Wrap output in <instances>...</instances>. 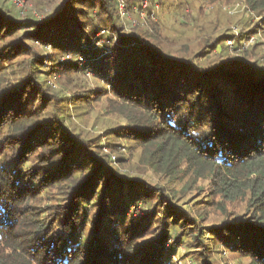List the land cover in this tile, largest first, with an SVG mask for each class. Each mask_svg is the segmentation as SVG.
Segmentation results:
<instances>
[{
    "label": "trees",
    "instance_id": "obj_1",
    "mask_svg": "<svg viewBox=\"0 0 264 264\" xmlns=\"http://www.w3.org/2000/svg\"><path fill=\"white\" fill-rule=\"evenodd\" d=\"M171 1L165 25L163 0H63L41 22L0 0V264H264V49L239 44L264 36V0L222 3L258 19L233 56L220 2L190 26L202 0Z\"/></svg>",
    "mask_w": 264,
    "mask_h": 264
},
{
    "label": "rangeland",
    "instance_id": "obj_2",
    "mask_svg": "<svg viewBox=\"0 0 264 264\" xmlns=\"http://www.w3.org/2000/svg\"><path fill=\"white\" fill-rule=\"evenodd\" d=\"M57 1V2H56ZM63 0H55V4L51 7H48L46 10V12L44 13H38L33 2H28L25 0L24 1V4H23V8L21 11H23L24 14H30L32 15L37 21L41 22V21H46L47 19H50V15L53 14V10L58 7L59 3H61ZM201 1V0H200ZM217 2H220L218 7H221L222 6V3L224 2V0H217L215 3H214V6L217 5ZM163 9L160 8H157V6H155L156 9H154V11H157V15L160 13V16L159 17H163V19L165 20L164 23L165 25H170V23L172 22L171 21V18H172V13L173 11H175V4L174 2H172L171 0H163ZM156 5V4H155ZM195 7L198 8L200 4H198V2H195ZM148 6V0H143V3L140 7V14L141 16L144 15L143 11L147 8ZM212 7L210 9V7L206 4V2L203 3V0L201 2V6L200 8L202 9V11L204 12V15H206L207 19L203 20H195L193 21V19H191L192 21H188V20H185L186 22H188V24H190V26H201L203 24L206 25V23L208 22H214L216 20V9L217 7ZM137 6H135V9H136ZM194 7V8H195ZM39 8H42L41 6H39ZM15 9V8H14ZM134 9V10H135ZM215 9V10H214ZM17 10V9H15ZM45 10V9H44ZM42 10V11H44ZM161 10H163L161 12ZM124 11V10H123ZM137 11V9H136ZM222 12L223 13H227V17H229V19L223 14V13H218V30L219 28L222 27V29H228L230 32H229V35L231 36H234V38L232 39H228L226 40L225 42V47L229 53V55H236L235 53V47H236V42H235V39L238 38V37H241V34H242V28L241 26L238 24L242 18L244 19H250L251 22L255 23L258 19H256L255 17H251V15H248V13H246L243 9V7L240 5V4H235L233 7H229V6H222ZM185 13L187 14H190L192 15L193 17H195V13H194V9L192 10L191 8L189 7H186L185 8ZM48 14V15H47ZM121 14V12H120ZM125 14V13H124ZM224 15V16H223ZM126 17V15H124ZM121 17H122V14H121ZM142 19V17H140ZM227 18V19H225ZM155 20L156 17H154ZM189 19V20H190ZM126 22L128 24L132 26L136 25L137 24V19L136 18H132V17H126ZM207 23V24H208ZM225 23H227V25L225 26ZM127 25V24H126ZM191 38L192 37V33L190 32H187L185 35L182 36V41L185 39V38ZM244 37V36H242ZM256 43H260L261 46L260 48L261 49H264V36L263 35H259V36H248L247 38L245 39H241V41L239 42L240 44V48L241 50L243 51H247L249 52L250 49L256 44ZM49 50V49H48ZM250 53V52H249ZM251 59H253L251 57ZM91 82V81H90ZM52 85V88L54 90H57V89H60L58 88V85H56L55 82H52L51 83ZM92 85H90L91 87ZM196 106V105H195ZM197 107V106H196ZM84 131H88L90 133H93L94 131H97V129H91L90 125L88 126H85L84 124H79ZM113 160V159H112ZM131 176H136L135 173H130ZM147 180V182L149 184H154V183H157L158 179L157 177L151 173V171H149L146 175H145V178ZM197 196L194 197V199L196 198ZM188 198H185L184 200H186ZM182 200V201H184ZM186 210V208H184ZM239 209V208H237ZM239 211V210H238ZM189 216L190 217H194V210L193 208L190 206L189 207ZM127 215L129 216H132V217H142L143 216V211L141 210V207H136L135 209H130V211L127 213ZM213 223H214V219L211 220ZM210 221L209 223L207 224V227L210 228ZM208 238V235L206 236ZM168 245V244H167ZM220 250H222V252H212V256L213 258L216 259V262L218 264H247L246 261H238V260H235L233 259L230 255H228V253L225 251L224 248H220ZM215 251V250H214ZM170 260L175 263V264H191L189 259L186 258V256L183 255V252L181 249H177L174 254H171V257H170Z\"/></svg>",
    "mask_w": 264,
    "mask_h": 264
},
{
    "label": "built area",
    "instance_id": "obj_3",
    "mask_svg": "<svg viewBox=\"0 0 264 264\" xmlns=\"http://www.w3.org/2000/svg\"><path fill=\"white\" fill-rule=\"evenodd\" d=\"M8 1L15 9L21 11L25 0H8ZM120 12L122 16H124V11L122 6L120 7Z\"/></svg>",
    "mask_w": 264,
    "mask_h": 264
}]
</instances>
